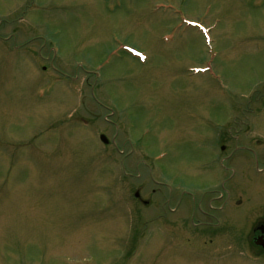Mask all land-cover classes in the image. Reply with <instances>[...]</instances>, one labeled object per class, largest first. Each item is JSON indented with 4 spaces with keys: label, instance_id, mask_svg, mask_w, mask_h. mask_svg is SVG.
<instances>
[{
    "label": "rangeland",
    "instance_id": "rangeland-1",
    "mask_svg": "<svg viewBox=\"0 0 264 264\" xmlns=\"http://www.w3.org/2000/svg\"><path fill=\"white\" fill-rule=\"evenodd\" d=\"M235 118L264 144V0H0V264H216Z\"/></svg>",
    "mask_w": 264,
    "mask_h": 264
},
{
    "label": "flooded vegetation",
    "instance_id": "flooded-vegetation-1",
    "mask_svg": "<svg viewBox=\"0 0 264 264\" xmlns=\"http://www.w3.org/2000/svg\"><path fill=\"white\" fill-rule=\"evenodd\" d=\"M247 116V115H245ZM249 116L243 118V128L248 126ZM237 118L227 125V131L217 136L216 159L223 167L227 177L214 191L222 201V213L204 214L193 227L198 229L202 239L197 242L205 258L219 264L223 261H243L250 264H264V190L251 195L246 192L247 182L244 172L245 157L253 158L259 178L264 175V144L255 148L243 142L249 129L233 133ZM239 175L240 181L231 177ZM238 178V179H239ZM156 192V190L154 191ZM144 202V201H143ZM145 205H150L145 202ZM202 220V221H201ZM196 257H201L198 253Z\"/></svg>",
    "mask_w": 264,
    "mask_h": 264
},
{
    "label": "water",
    "instance_id": "water-1",
    "mask_svg": "<svg viewBox=\"0 0 264 264\" xmlns=\"http://www.w3.org/2000/svg\"><path fill=\"white\" fill-rule=\"evenodd\" d=\"M101 140H102L104 143H107V142H108L107 139H106L104 136L101 137Z\"/></svg>",
    "mask_w": 264,
    "mask_h": 264
}]
</instances>
